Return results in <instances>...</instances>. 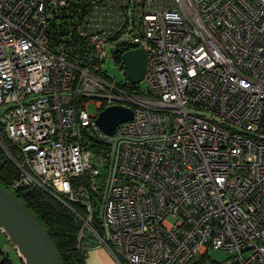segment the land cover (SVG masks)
Here are the masks:
<instances>
[{
  "label": "built area",
  "instance_id": "obj_1",
  "mask_svg": "<svg viewBox=\"0 0 264 264\" xmlns=\"http://www.w3.org/2000/svg\"><path fill=\"white\" fill-rule=\"evenodd\" d=\"M69 1L0 0L5 190L52 194L117 264H196L210 247L229 254L213 264H264V0H82L64 30ZM131 43L136 83L114 52ZM110 105L132 117L107 133Z\"/></svg>",
  "mask_w": 264,
  "mask_h": 264
},
{
  "label": "water",
  "instance_id": "obj_2",
  "mask_svg": "<svg viewBox=\"0 0 264 264\" xmlns=\"http://www.w3.org/2000/svg\"><path fill=\"white\" fill-rule=\"evenodd\" d=\"M131 49L115 53L121 59L123 73L132 83L139 82L144 73L146 53L136 43ZM132 111L122 105L105 107L97 123L110 133L119 122L131 119ZM0 229L17 250L24 264H62L60 256L47 232L31 213L8 191L0 187Z\"/></svg>",
  "mask_w": 264,
  "mask_h": 264
},
{
  "label": "trees",
  "instance_id": "obj_3",
  "mask_svg": "<svg viewBox=\"0 0 264 264\" xmlns=\"http://www.w3.org/2000/svg\"><path fill=\"white\" fill-rule=\"evenodd\" d=\"M81 1V2H80ZM70 4L61 13L63 17L59 23L64 30L71 23L70 17L85 3L82 0L69 1ZM54 23V29H56ZM63 30H54V33L62 34ZM57 36H54L56 38ZM119 58V57H118ZM17 176V170L0 148V187L8 188V184ZM12 195L33 215L37 222L47 232L53 242L62 264H82L86 248L92 244L90 237L79 238L81 222L63 202L52 194L36 188L26 187L11 192ZM76 210H83L80 205L69 204ZM0 264H10L7 258H3ZM196 264H204L203 257Z\"/></svg>",
  "mask_w": 264,
  "mask_h": 264
},
{
  "label": "rangeland",
  "instance_id": "obj_4",
  "mask_svg": "<svg viewBox=\"0 0 264 264\" xmlns=\"http://www.w3.org/2000/svg\"><path fill=\"white\" fill-rule=\"evenodd\" d=\"M102 68L106 70V72L114 77L118 82L124 81V74L122 73L121 68L118 65V62L116 59L112 56L111 52H109V55L106 57V59L103 62ZM140 86L143 87V84L141 83ZM96 100H92V103L88 105V110L90 113L98 112V109L96 107ZM99 206L100 202L97 205H94L93 212L97 216H99ZM7 241V240H6ZM7 250L9 252V255L11 256V260H14V264H20L19 258H17L16 252L14 248L11 246V244L7 241ZM228 252L225 249H213L209 248L207 253L203 257V263L204 264H213L214 262H221L224 259L228 257Z\"/></svg>",
  "mask_w": 264,
  "mask_h": 264
},
{
  "label": "crops",
  "instance_id": "obj_5",
  "mask_svg": "<svg viewBox=\"0 0 264 264\" xmlns=\"http://www.w3.org/2000/svg\"><path fill=\"white\" fill-rule=\"evenodd\" d=\"M90 239L92 244L86 248L82 264H117L103 247L98 245L93 238ZM6 240L11 244L5 233L0 229V262L3 258H7L10 264H14V260H11V256L6 248ZM11 246L14 248L12 244ZM14 250L16 252L15 256L19 258L20 264H24L17 250L15 248Z\"/></svg>",
  "mask_w": 264,
  "mask_h": 264
}]
</instances>
